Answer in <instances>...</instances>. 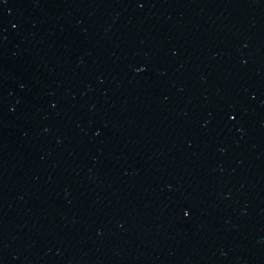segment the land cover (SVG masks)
Masks as SVG:
<instances>
[{
	"label": "water",
	"instance_id": "95a60500",
	"mask_svg": "<svg viewBox=\"0 0 264 264\" xmlns=\"http://www.w3.org/2000/svg\"><path fill=\"white\" fill-rule=\"evenodd\" d=\"M0 264H264V0H0Z\"/></svg>",
	"mask_w": 264,
	"mask_h": 264
}]
</instances>
